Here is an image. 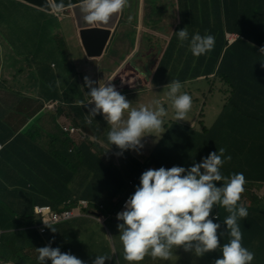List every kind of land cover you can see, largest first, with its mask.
<instances>
[{
    "label": "crops",
    "instance_id": "crops-1",
    "mask_svg": "<svg viewBox=\"0 0 264 264\" xmlns=\"http://www.w3.org/2000/svg\"><path fill=\"white\" fill-rule=\"evenodd\" d=\"M251 3L253 0H128L103 54L90 57L69 11L59 12V17L56 12L22 0H0V263L39 264L37 248L51 241L53 248L70 252L85 264H92L96 255L104 254L116 263L128 264L117 228L120 222L114 218L123 207L112 211L114 217L106 214L105 223L81 216L52 226L55 233L49 228L45 233L37 229L34 207L51 205L61 209L68 200L87 198L99 203L113 200L116 204L123 196L112 198L108 184L125 181L139 186L144 171L178 166L162 163L159 158L149 163L156 148L142 147L133 154L124 151L119 159L114 156L120 152L115 145L106 149V120L96 122L88 115L89 108L80 104L89 99L85 76L95 81L96 87L111 80L133 108H154L153 101L160 100L167 111L163 117L166 133L167 124L176 121L166 85L180 81L181 93L190 92L197 101H206L200 104H206L207 130L199 125L198 117L191 126L195 137L210 135L217 142H228L225 156L230 155L231 160L223 164L229 174L226 177L243 173L244 186H253L256 194L264 192V183L255 181L264 179V153L258 152L259 142H264V103L253 101V95L247 102L230 100L234 93L243 92L247 97V93L259 90L247 89L240 78L232 77L235 86L225 83L222 92L226 95H220L221 101L215 99L221 91L208 99L205 93L210 90L211 76L220 73L228 36L236 34L247 41L245 33L236 29V21L246 8L250 10ZM237 4L241 5L239 11ZM185 27L189 40L181 42L175 32ZM196 33L215 38L213 49L199 57L193 56L189 48L191 36ZM62 36L65 49L60 48ZM67 49L70 53L63 52ZM65 54H69L70 62H76L77 69L66 63ZM206 82L210 83L204 88ZM48 103H55V108L50 110ZM62 124L81 127L84 132L69 137L62 131ZM86 126L99 137L86 132ZM213 151L205 152L203 158ZM112 159L116 163L112 164ZM247 174L255 180H249ZM131 191L128 186L127 195H132ZM248 200L255 206L259 203L258 199ZM215 213L218 207L214 205L209 218ZM177 254L186 252L174 248L170 260H176ZM221 254V248H217L198 261L184 264H214ZM252 263H258V259ZM139 264L165 263L145 256Z\"/></svg>",
    "mask_w": 264,
    "mask_h": 264
},
{
    "label": "clouds",
    "instance_id": "clouds-1",
    "mask_svg": "<svg viewBox=\"0 0 264 264\" xmlns=\"http://www.w3.org/2000/svg\"><path fill=\"white\" fill-rule=\"evenodd\" d=\"M127 3L128 0H78L77 7L84 26H101L108 25L114 15L122 13ZM50 7L59 17L62 16L59 12L65 14V10L60 11L64 7L63 2H53ZM175 33L181 42L189 40L186 27ZM237 39L239 37L236 34H230L227 40L229 44H233ZM214 43V36L196 33L191 36L189 48L193 56L199 57L211 51ZM257 48L264 52V48L258 45ZM211 79L210 90L205 92L206 99L218 91L226 95L222 91L228 80L217 73ZM84 83L90 89L87 93L89 99L86 104L84 101L80 104L89 108L88 115L93 119L96 115H103L110 126L107 143L120 150L117 155H122L126 150L142 148V138L162 132L163 117L167 115V111L160 100L153 101L154 108L142 105L137 109L116 90L111 80L99 83L96 87V82L85 76ZM166 87L176 121L192 126L195 125L193 120H198L199 117V125L203 126L200 121L206 117V104L200 103H206L204 98L197 101L198 98H193L190 92L181 93L182 84L178 80L168 83ZM54 105L55 103H48L47 107L51 110L55 108ZM192 109L196 110V115L190 124L188 115ZM88 122L91 123V120ZM64 126L76 127L78 130L70 133L64 130ZM62 131L69 137L84 132L81 127L68 124H62ZM2 148L3 145L0 144V150ZM225 151L220 148L218 152H211L200 163L194 162L189 168L173 166L144 171L134 193L120 199L124 198L119 206L124 210L118 212L116 217L104 204L98 206L88 198L68 200L61 209H54L51 205H37L33 209L39 220L37 229L45 233L49 228L55 233L57 231L52 226L81 216H90L105 223L108 220L106 214H109L110 218L123 221L117 228L123 246V258L128 264H139L145 256H150L153 260L168 261L173 256L174 248H183L185 252H191L198 258L221 248L222 254L215 259L214 264H251L255 254L242 246V232L238 224V219H246L248 216V210L238 202L241 194L249 187L244 186L246 180L243 173H234L230 177L222 175L221 167L231 160L230 155L225 156ZM221 181L224 183L218 187L216 182ZM250 189L253 190V186ZM257 195L262 199L264 192ZM214 205L222 206L229 213L223 225L226 226L230 240L222 247L220 236L224 233L218 235L221 224L213 222L214 219H219L218 213L209 218ZM39 208H46V213L40 212ZM67 212L71 213L69 217L62 216ZM55 214L61 215L60 221H45L48 216ZM37 252L39 264H47L48 261L51 264H85L70 252L62 253L59 247L53 248L51 241L49 245L37 248ZM111 258L106 254L96 255L92 264H119ZM106 261L108 262L105 263Z\"/></svg>",
    "mask_w": 264,
    "mask_h": 264
},
{
    "label": "trees",
    "instance_id": "trees-1",
    "mask_svg": "<svg viewBox=\"0 0 264 264\" xmlns=\"http://www.w3.org/2000/svg\"><path fill=\"white\" fill-rule=\"evenodd\" d=\"M239 1L242 2V0ZM235 6L238 11L241 9L240 4ZM236 22V29H238L239 33H245L244 35L246 36L247 41L239 38L233 44L227 42L228 47L224 51L223 59L221 60L219 67V74L231 82L232 85H234L232 83V77H236L243 81V83L242 81L241 83L245 88L259 90L247 93V97L243 96V92L234 93L230 100L247 102L249 98L251 99V95H253L256 96L252 99L253 101L258 100L264 103V52H261V50L257 48V45L264 48V0H253V4L251 3L250 5V10L246 8V13L238 15ZM245 22L246 29L242 30V26H244ZM239 74H241L240 77H238ZM236 106L237 104L235 102V107ZM203 114L204 112L201 116H203ZM41 117L42 115L39 118ZM200 124L204 126L205 130H207L204 119H201ZM167 126L169 130H167L165 137L156 147L157 151L153 152V156L149 163L153 164L158 161L157 158H159L161 162L165 164H173L182 167L185 165L192 166L194 162H200L204 153L207 151L214 150L213 152H218V149L224 148L226 150L225 154L227 152L228 142H217L210 137H195L193 132L196 133V131H194L188 124L179 121H172L169 122ZM56 137H58V135H56ZM65 138L67 139V137ZM259 144L261 148L258 152L264 153V142H259ZM132 162L136 163L137 160L133 159ZM220 171L225 177L229 175L226 173V169L223 166ZM247 177L249 180H255L252 179L251 174H247ZM255 181L264 182V179H256ZM216 183L217 186L220 187L224 182L221 181ZM128 186L132 188L131 193H134L136 187H138V185H131L124 181V183L119 185L108 184L107 189L111 193L112 198L119 195H122L125 198L128 196ZM250 188L251 187L245 189L238 202L239 205H243L248 210V216L246 219H238V224L240 225L242 232L241 243L243 247L255 254L254 258L258 259V263L252 264H264V196L260 199V197ZM124 198L116 204L115 202L113 203V200L107 203H99L94 199L90 200L98 206L104 204L107 207V210L112 212L116 207L119 208L122 201H124ZM249 198L252 200L258 199V205L255 206L253 202L251 204L248 200ZM216 207H218L219 219H214L213 222L221 224L218 233H224V235L220 236V240L223 241L222 243L220 242L222 247L230 240L226 231V226L223 225V221L229 213L222 206L216 205Z\"/></svg>",
    "mask_w": 264,
    "mask_h": 264
},
{
    "label": "water",
    "instance_id": "water-1",
    "mask_svg": "<svg viewBox=\"0 0 264 264\" xmlns=\"http://www.w3.org/2000/svg\"><path fill=\"white\" fill-rule=\"evenodd\" d=\"M31 5L40 7L47 11H53L50 5L55 2L60 4L63 2L64 7L62 10H67L73 14L74 20L80 34V38L84 45L87 54L90 57H97L103 54L106 45L108 44L109 37L118 22L120 14L114 15L108 25H90L84 26L83 21L80 17L79 9L77 7L78 0H22ZM118 221V220H117ZM123 223V221H118Z\"/></svg>",
    "mask_w": 264,
    "mask_h": 264
},
{
    "label": "rangeland",
    "instance_id": "rangeland-1",
    "mask_svg": "<svg viewBox=\"0 0 264 264\" xmlns=\"http://www.w3.org/2000/svg\"><path fill=\"white\" fill-rule=\"evenodd\" d=\"M65 21H66V19L64 20V22H62V24L63 25H65ZM61 26V25H60ZM65 27V26H64ZM63 37V36H62ZM157 44H160L159 42H156ZM65 47H66V42H65V39H64V37H63V39L61 38V43H60V48L61 49H65ZM63 52H69L68 51V49H67V51H63ZM62 52V53H63ZM44 53H51V52H44ZM70 53V52H69ZM64 59H65V61H66V63H69V64H71V66H73V69H77V65H76V62H70V56H69V54H65L64 55ZM74 72H76V71H74ZM74 75V74H73ZM210 80H212V79H210ZM209 83L210 82H206L205 84H203V87L205 88V87H207L208 85H209ZM220 95H223L222 93H220L219 94V96L217 97V98H215L216 100H218V101H221L222 100V97L220 96ZM194 109V108H193ZM191 110L190 111V113H189V115H188V120H189V123L191 124L192 123V118L195 116V114H196V110ZM214 112H215V109L213 108V109H211V112H210V114H209V118L212 120L213 119V117H214ZM125 117H127V114L125 113ZM100 118H103V115L102 114H99V115H96L95 117H94V120L97 122V121H99L100 120ZM93 119V118H92ZM108 127H109V130H110V126L108 125ZM86 132H89V133H91V134H94L95 136H97V137H99V135L92 129V127H89V126H86ZM166 133V127H165V125L163 124V128H162V132H160V133H154L153 135H148V136H145L144 138H142V143H143V149L144 150H146V149H152L153 151L155 150V148L158 146V144L160 143V141H161V138L163 137V135ZM210 135H207V136H205L204 138H208ZM224 143H226V142H224ZM104 146H106V149L108 148V144L107 143H105V145ZM101 148H103V147H101ZM112 150V149H111ZM139 150V149H138ZM117 150H115L113 153H115ZM125 154H133V153H135V151L134 150H126L125 152H124ZM116 158H118L119 159V155H117V154H115L114 155ZM139 157H141V156H139ZM138 157V158H139ZM141 159V158H140ZM115 161V159H112L111 160V163L113 164V162ZM115 163H116V161H115ZM124 209H122V210H120L119 212H121V211H123ZM176 257H177V259L176 260H168V261H161L160 260V262H164L165 264H168L169 262H171V264H178V263H180V264H184V262L185 261H198L199 260V258H196L195 257V255L194 256H191V253H189V252H186V254H177L176 255ZM192 259V260H188V259ZM188 264H191L190 262H188Z\"/></svg>",
    "mask_w": 264,
    "mask_h": 264
},
{
    "label": "built area",
    "instance_id": "built-area-1",
    "mask_svg": "<svg viewBox=\"0 0 264 264\" xmlns=\"http://www.w3.org/2000/svg\"><path fill=\"white\" fill-rule=\"evenodd\" d=\"M64 130H65V131H68V132H70V133H74V132H76V131L78 130V128H76V127L64 126ZM39 211H40V212L43 211L44 213H46V212H45V211H46V208H39ZM70 215H71V213H70V212H67V213L63 214L62 216H64V217H69ZM60 220H61V215H58V214L48 216V217L45 219V221H49V222H58V221H60Z\"/></svg>",
    "mask_w": 264,
    "mask_h": 264
}]
</instances>
